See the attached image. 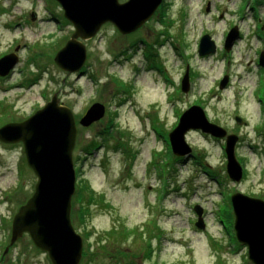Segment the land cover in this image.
<instances>
[{"label": "rangeland", "instance_id": "374dc122", "mask_svg": "<svg viewBox=\"0 0 264 264\" xmlns=\"http://www.w3.org/2000/svg\"><path fill=\"white\" fill-rule=\"evenodd\" d=\"M161 5L163 11L128 34L103 24L82 41L83 66L68 72L54 63L73 31L60 5L0 0V57L15 52L18 59L0 76V126L27 118L53 94L73 112L70 218L82 237L79 264H253L235 237L229 197L241 192L264 200V0ZM232 26L239 38L225 52ZM205 33L216 51L200 56ZM186 69L189 87L182 92ZM225 75L227 84L219 88ZM94 102L104 105V115L84 127L78 121ZM192 105L238 136L239 182L225 171V139L190 129L185 141L191 155L176 159L172 153L168 133ZM35 181L22 143L0 141V253L8 251L3 264H51L26 233L6 250L11 219ZM196 205L203 211L202 229L195 224Z\"/></svg>", "mask_w": 264, "mask_h": 264}, {"label": "water", "instance_id": "95a60500", "mask_svg": "<svg viewBox=\"0 0 264 264\" xmlns=\"http://www.w3.org/2000/svg\"><path fill=\"white\" fill-rule=\"evenodd\" d=\"M65 19L73 26L68 40L54 55V63L62 70L77 72L86 59L83 40L96 35L105 23L113 24L121 34L135 31L148 21L163 0H55ZM237 26L232 27L224 40L229 51L238 38ZM215 43L208 34L200 37L199 55L214 53ZM15 52L0 57V76L7 75L17 63ZM259 65L264 66L261 52ZM187 69L181 79V91L189 87ZM228 76L219 82V88L227 84ZM100 102L92 103L79 119L86 127L104 115ZM238 124H244L234 116ZM190 129L200 130L214 138L225 139V171L229 179L239 182L243 168L235 155L238 136L210 122L203 109L192 105L179 117L168 133L172 153L177 157H189L191 147L185 141ZM76 122L71 109L59 103L53 94L45 105L27 118L7 122L0 126V141L21 142L25 161L36 177L33 192L12 217L9 245L26 233L32 243L46 251L51 264H79L82 257V237L75 231L70 218L71 198L75 191V169L72 150L76 139ZM233 213V229L237 241L247 247V258L253 264H264V200L241 192L230 195ZM197 227L203 228L202 208L194 207ZM9 246L6 247V250Z\"/></svg>", "mask_w": 264, "mask_h": 264}, {"label": "trees", "instance_id": "16d2710c", "mask_svg": "<svg viewBox=\"0 0 264 264\" xmlns=\"http://www.w3.org/2000/svg\"><path fill=\"white\" fill-rule=\"evenodd\" d=\"M161 9V11H163L164 10V8H163V5H161L160 7H159V10ZM91 145V144H90ZM95 147V146H94ZM82 187H85V191H86V193H87V197H91V199H90V201L92 202V201H94V195L93 194H91L92 192L87 188V186L86 185H83V184H78L77 185V188H82ZM96 201V200H95ZM84 217V214H81V218H83Z\"/></svg>", "mask_w": 264, "mask_h": 264}, {"label": "flooded vegetation", "instance_id": "af4514ba", "mask_svg": "<svg viewBox=\"0 0 264 264\" xmlns=\"http://www.w3.org/2000/svg\"><path fill=\"white\" fill-rule=\"evenodd\" d=\"M176 159H182L181 157H177L176 156ZM25 203V202H24ZM22 205V204H21ZM7 252L8 251H5L4 253H2V255H1V253H0V264H3V262H4V260H5V258H6V254H7Z\"/></svg>", "mask_w": 264, "mask_h": 264}, {"label": "bare ground", "instance_id": "6f19581e", "mask_svg": "<svg viewBox=\"0 0 264 264\" xmlns=\"http://www.w3.org/2000/svg\"><path fill=\"white\" fill-rule=\"evenodd\" d=\"M161 4H162V3H161ZM161 4L159 5V7L161 6ZM159 7H158V8H159ZM158 8H157V9H158ZM157 9H156V11H157ZM156 11H155V12H156Z\"/></svg>", "mask_w": 264, "mask_h": 264}]
</instances>
